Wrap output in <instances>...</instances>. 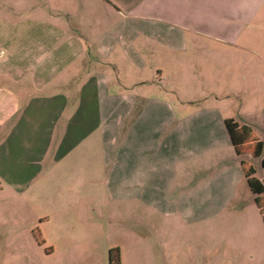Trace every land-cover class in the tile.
Listing matches in <instances>:
<instances>
[{
    "label": "crops",
    "instance_id": "1",
    "mask_svg": "<svg viewBox=\"0 0 264 264\" xmlns=\"http://www.w3.org/2000/svg\"><path fill=\"white\" fill-rule=\"evenodd\" d=\"M89 1L58 0L42 18L38 5L0 1V172L29 185L46 167L77 159L78 170L95 140L113 188L132 201L199 220L229 210L227 248L244 258V236L264 225L258 208L245 216L242 200L254 195L225 121L247 126L240 116L264 109L249 81L261 73L232 63L261 56L238 43L237 24L264 0Z\"/></svg>",
    "mask_w": 264,
    "mask_h": 264
},
{
    "label": "rangeland",
    "instance_id": "2",
    "mask_svg": "<svg viewBox=\"0 0 264 264\" xmlns=\"http://www.w3.org/2000/svg\"><path fill=\"white\" fill-rule=\"evenodd\" d=\"M0 1L12 5L17 0ZM56 2L58 0H24V6L38 5L42 18L51 7L58 10ZM88 3L92 5L91 0ZM249 4L261 7L263 0H249ZM77 14L71 15V19ZM248 22L237 24L242 29L238 43L258 49L261 56L248 54L243 57L244 61L232 63L237 67L248 65L253 72L261 73L260 80L254 76L249 81L258 87L264 101V8ZM234 52L240 55L243 51ZM238 79L241 81V75ZM207 89L209 93L210 88ZM167 90L171 88H161L160 92L164 94ZM205 92L201 90L200 95ZM242 98L238 95L235 103L240 104ZM171 100L174 101V97ZM240 119L262 142L264 153V109L251 110ZM248 148H244L242 157L255 169V177L264 185L261 159L253 157ZM88 150L87 161L84 160L78 170L77 159L57 169L46 167L35 174L29 185L11 182L5 177L16 178L23 173L0 172V264H110L112 249L118 250L119 264H264V228L260 230L257 226V234L251 240L244 236L247 240L242 244L245 257L237 260L227 248L231 239L226 232L231 225L229 210L218 212L215 219H192L189 210L165 216L168 213L161 214L158 209L129 199L127 190L114 189L111 164L102 167L96 158L101 147L95 146L94 140ZM123 178L127 177L121 175L117 181ZM193 182L173 183L169 191L191 187ZM242 201L245 216L254 218L257 207L253 197L248 194ZM170 211L174 208H166V212ZM113 262L116 263L115 257Z\"/></svg>",
    "mask_w": 264,
    "mask_h": 264
},
{
    "label": "trees",
    "instance_id": "3",
    "mask_svg": "<svg viewBox=\"0 0 264 264\" xmlns=\"http://www.w3.org/2000/svg\"><path fill=\"white\" fill-rule=\"evenodd\" d=\"M225 125L236 154L242 156L244 148L250 147L248 150L250 149L249 151L253 157H262L261 167L264 168L263 144L255 136L252 129L248 126H239L233 120H226ZM240 165L250 192L254 195V201L264 225V185L255 177V169L252 166H249L243 160L240 162ZM114 257L116 258L115 264H119L117 249L110 250V264L114 263Z\"/></svg>",
    "mask_w": 264,
    "mask_h": 264
}]
</instances>
